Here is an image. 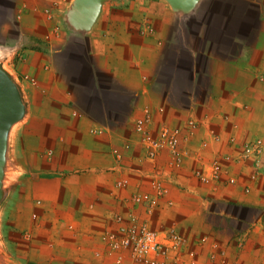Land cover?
Wrapping results in <instances>:
<instances>
[{"label":"crops","instance_id":"0c3cea01","mask_svg":"<svg viewBox=\"0 0 264 264\" xmlns=\"http://www.w3.org/2000/svg\"><path fill=\"white\" fill-rule=\"evenodd\" d=\"M73 2L0 0V63L26 106L9 135L0 264H152L108 250L130 209L185 238L178 264H264V178L225 158L264 141V0H106L87 31L67 15L55 28ZM143 108L154 134L196 122L178 168L144 158ZM216 166V182L194 175ZM155 176L168 193L146 213L130 198Z\"/></svg>","mask_w":264,"mask_h":264},{"label":"built area","instance_id":"2783aa9c","mask_svg":"<svg viewBox=\"0 0 264 264\" xmlns=\"http://www.w3.org/2000/svg\"><path fill=\"white\" fill-rule=\"evenodd\" d=\"M148 30L152 31L151 28ZM152 121L150 109L143 108L141 117L133 122V130L140 135V143L144 148V158L152 160L156 155L165 153L173 168H178L185 156L182 145L197 127L196 122L189 119L184 130L164 124L154 134L151 130ZM115 154L117 158H120L121 155L118 152ZM225 158L242 165L250 160L252 165L250 179L255 181L261 177L264 178V141L261 137H255L245 144L240 155L236 157L227 155ZM219 170L220 167L216 166L211 177L202 176L199 171H195L194 175L204 182H216L219 178ZM118 184L123 186L125 181H119ZM149 184L153 190L152 193H134L130 198L133 205H142L146 213H150L159 204L160 199L168 193L160 176L153 177ZM246 190L249 191L250 187ZM114 219L118 223L116 230L104 236L111 254L127 253L134 262L178 264L171 255L182 250L186 245V240L175 228L151 229L145 220L141 219L132 209H130L128 219L120 215H115ZM158 257H163V260H159Z\"/></svg>","mask_w":264,"mask_h":264},{"label":"water","instance_id":"95a60500","mask_svg":"<svg viewBox=\"0 0 264 264\" xmlns=\"http://www.w3.org/2000/svg\"><path fill=\"white\" fill-rule=\"evenodd\" d=\"M106 0H74L67 13L68 22L76 29L87 31L96 21L100 7ZM175 9L189 10L198 0H166ZM26 111L21 90L12 77L0 65V205L5 190L3 185L7 169L8 142L12 127Z\"/></svg>","mask_w":264,"mask_h":264},{"label":"rangeland","instance_id":"374dc122","mask_svg":"<svg viewBox=\"0 0 264 264\" xmlns=\"http://www.w3.org/2000/svg\"><path fill=\"white\" fill-rule=\"evenodd\" d=\"M67 14H60V15H55V19L54 18H50V21H53V24H54V27H59L61 24L64 26L65 28V25H67V22H66V18L64 19V16H66ZM1 19V18H0ZM58 19L59 21V24H57L56 20ZM55 34V31L53 32ZM4 37V31L3 32H0V40H2ZM1 67L9 74V72L2 66V64L0 63ZM10 75V74H9ZM11 76V75H10ZM12 79L16 82V80L13 78V76H11ZM7 162H9V159H7ZM8 165V163H7Z\"/></svg>","mask_w":264,"mask_h":264},{"label":"bare ground","instance_id":"6f19581e","mask_svg":"<svg viewBox=\"0 0 264 264\" xmlns=\"http://www.w3.org/2000/svg\"><path fill=\"white\" fill-rule=\"evenodd\" d=\"M8 166V165H7Z\"/></svg>","mask_w":264,"mask_h":264}]
</instances>
